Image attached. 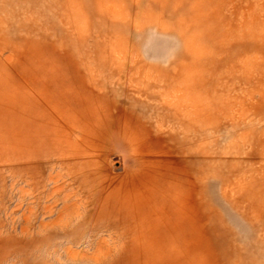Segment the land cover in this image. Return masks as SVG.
<instances>
[{
  "label": "rangeland",
  "instance_id": "1",
  "mask_svg": "<svg viewBox=\"0 0 264 264\" xmlns=\"http://www.w3.org/2000/svg\"><path fill=\"white\" fill-rule=\"evenodd\" d=\"M0 264H264V0H0Z\"/></svg>",
  "mask_w": 264,
  "mask_h": 264
}]
</instances>
